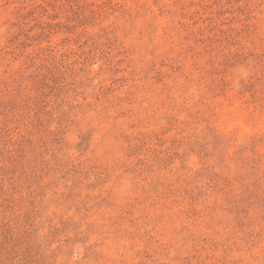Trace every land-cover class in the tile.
<instances>
[{
    "label": "rangeland",
    "instance_id": "374dc122",
    "mask_svg": "<svg viewBox=\"0 0 264 264\" xmlns=\"http://www.w3.org/2000/svg\"><path fill=\"white\" fill-rule=\"evenodd\" d=\"M0 264H264V0H0Z\"/></svg>",
    "mask_w": 264,
    "mask_h": 264
}]
</instances>
